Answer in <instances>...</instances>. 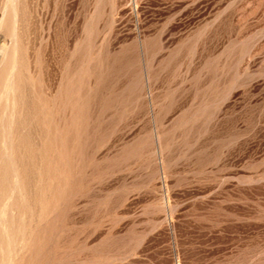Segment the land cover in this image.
<instances>
[{
	"label": "rangeland",
	"instance_id": "1",
	"mask_svg": "<svg viewBox=\"0 0 264 264\" xmlns=\"http://www.w3.org/2000/svg\"><path fill=\"white\" fill-rule=\"evenodd\" d=\"M0 264H264V0H0Z\"/></svg>",
	"mask_w": 264,
	"mask_h": 264
}]
</instances>
